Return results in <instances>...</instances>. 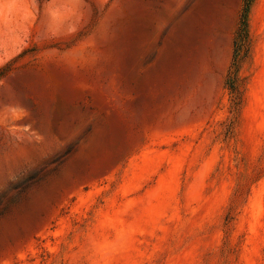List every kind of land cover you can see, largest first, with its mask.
<instances>
[{
  "label": "rangeland",
  "instance_id": "rangeland-1",
  "mask_svg": "<svg viewBox=\"0 0 264 264\" xmlns=\"http://www.w3.org/2000/svg\"><path fill=\"white\" fill-rule=\"evenodd\" d=\"M0 264H264V0H0Z\"/></svg>",
  "mask_w": 264,
  "mask_h": 264
}]
</instances>
